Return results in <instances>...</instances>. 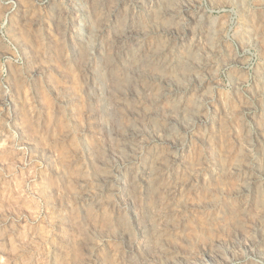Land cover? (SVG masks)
<instances>
[{"label":"clouds","instance_id":"obj_1","mask_svg":"<svg viewBox=\"0 0 264 264\" xmlns=\"http://www.w3.org/2000/svg\"><path fill=\"white\" fill-rule=\"evenodd\" d=\"M0 264H264V0H0Z\"/></svg>","mask_w":264,"mask_h":264}]
</instances>
